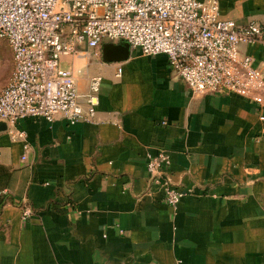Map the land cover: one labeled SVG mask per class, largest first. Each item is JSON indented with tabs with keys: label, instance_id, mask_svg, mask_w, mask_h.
Wrapping results in <instances>:
<instances>
[{
	"label": "crops",
	"instance_id": "1",
	"mask_svg": "<svg viewBox=\"0 0 264 264\" xmlns=\"http://www.w3.org/2000/svg\"><path fill=\"white\" fill-rule=\"evenodd\" d=\"M218 4L238 25L264 23V0ZM239 49L264 64L262 45ZM60 66L83 105L101 77L94 119L0 129V264H264V100L192 92L164 54L131 47L115 62L78 45ZM158 151L185 192L174 207L146 171Z\"/></svg>",
	"mask_w": 264,
	"mask_h": 264
},
{
	"label": "built area",
	"instance_id": "2",
	"mask_svg": "<svg viewBox=\"0 0 264 264\" xmlns=\"http://www.w3.org/2000/svg\"><path fill=\"white\" fill-rule=\"evenodd\" d=\"M0 38L13 58L0 90V121L11 125L24 117L51 122L56 115L69 124L91 122L101 77L89 78L83 105L76 77L60 66V59L78 45L97 49L120 40L142 54H164L192 92H231L259 104L264 100V64L255 66L239 49L264 47V23L238 25L224 19L218 0H0ZM7 132L12 139L25 136L13 126ZM168 168L163 151L148 155L150 184L174 207L185 192L172 182ZM30 213L25 206L22 218Z\"/></svg>",
	"mask_w": 264,
	"mask_h": 264
},
{
	"label": "water",
	"instance_id": "3",
	"mask_svg": "<svg viewBox=\"0 0 264 264\" xmlns=\"http://www.w3.org/2000/svg\"><path fill=\"white\" fill-rule=\"evenodd\" d=\"M100 48L102 59L104 61L119 62L126 59L130 53V46L124 40L117 42H103ZM0 129H6V123L4 121H0Z\"/></svg>",
	"mask_w": 264,
	"mask_h": 264
},
{
	"label": "rangeland",
	"instance_id": "4",
	"mask_svg": "<svg viewBox=\"0 0 264 264\" xmlns=\"http://www.w3.org/2000/svg\"><path fill=\"white\" fill-rule=\"evenodd\" d=\"M8 46L5 39L0 38V86L2 87L8 79L10 74V66L8 60L5 58L8 55ZM3 88V87H2ZM1 88V89H2Z\"/></svg>",
	"mask_w": 264,
	"mask_h": 264
}]
</instances>
